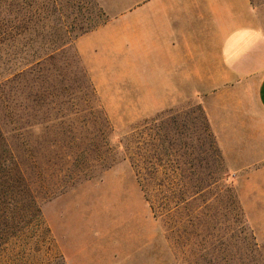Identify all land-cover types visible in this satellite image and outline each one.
<instances>
[{"label": "rangeland", "instance_id": "374dc122", "mask_svg": "<svg viewBox=\"0 0 264 264\" xmlns=\"http://www.w3.org/2000/svg\"><path fill=\"white\" fill-rule=\"evenodd\" d=\"M250 2L264 33V0ZM0 4L9 56L43 60L22 74L10 66L0 102L8 150L40 209L29 240L7 245L0 264L56 254L68 264H264V161L227 111L211 123L210 93L155 108L122 89L134 73L116 61L95 64L97 84L75 46L106 17L97 0Z\"/></svg>", "mask_w": 264, "mask_h": 264}, {"label": "crops", "instance_id": "0c3cea01", "mask_svg": "<svg viewBox=\"0 0 264 264\" xmlns=\"http://www.w3.org/2000/svg\"><path fill=\"white\" fill-rule=\"evenodd\" d=\"M97 2L105 19L75 38L97 84L102 66L95 64L116 61L124 74L134 73L122 89L155 98V108L191 89L210 93L211 123L227 111L246 151L255 146L264 161V33L250 0Z\"/></svg>", "mask_w": 264, "mask_h": 264}, {"label": "trees", "instance_id": "16d2710c", "mask_svg": "<svg viewBox=\"0 0 264 264\" xmlns=\"http://www.w3.org/2000/svg\"><path fill=\"white\" fill-rule=\"evenodd\" d=\"M5 8L0 4V102L8 100L9 91L7 85L11 81L8 77L11 74L8 73L11 70L10 66H18V70L15 72L22 74L23 72H27V70L37 68L43 62L41 59H29L26 57L13 60L9 56V52L7 51L10 48L8 23L5 15L2 13L5 12ZM4 134L0 125V261L2 251L7 245H12L19 237L26 238V240L24 239L25 242L29 240V235L26 232L32 225L35 217L40 215V209L35 204L34 197L30 194L27 185L22 180L23 176L17 168L14 155L10 149L8 150ZM1 175L6 177L3 179ZM7 194L11 197H7ZM20 194H23L22 199H19ZM44 264H68V262L63 255L56 254L51 261L48 260Z\"/></svg>", "mask_w": 264, "mask_h": 264}]
</instances>
